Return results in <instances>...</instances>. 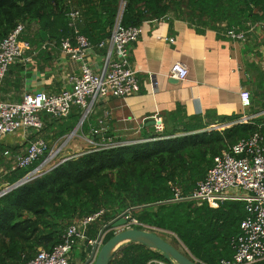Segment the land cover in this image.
<instances>
[{
  "label": "trees",
  "instance_id": "1",
  "mask_svg": "<svg viewBox=\"0 0 264 264\" xmlns=\"http://www.w3.org/2000/svg\"><path fill=\"white\" fill-rule=\"evenodd\" d=\"M73 11L81 12L82 33L95 46L109 38L120 13L125 27L173 15L225 35L231 30L248 34L252 26L258 24L261 30L264 24V0H0V42L23 24L19 39L29 43V54L46 41L61 47L62 40L72 35ZM80 113L73 109L71 121L55 139L73 130ZM168 115L165 133L151 136L155 140L82 152L2 195L0 264H27L41 249L52 252L72 224L103 211L87 228L81 255L86 261L92 250L88 240L95 241L105 225L127 210L140 224L174 234L198 264L232 259L234 240L247 216L245 201L229 200L213 208L196 200H171L175 190L192 195L216 157L243 139L264 136V116L218 130L216 125L233 123L240 116L209 120L212 112L188 116L182 107ZM7 150L19 147L0 143V173L4 171L0 193L3 184L18 183L41 163L11 170L4 156ZM106 231L103 244L115 235L111 228ZM153 259L165 260L160 252L132 242L121 246L110 264H147Z\"/></svg>",
  "mask_w": 264,
  "mask_h": 264
},
{
  "label": "crops",
  "instance_id": "2",
  "mask_svg": "<svg viewBox=\"0 0 264 264\" xmlns=\"http://www.w3.org/2000/svg\"><path fill=\"white\" fill-rule=\"evenodd\" d=\"M257 25L251 27L242 41L211 28H199L173 15L145 22L142 36L130 46L131 65L138 74L140 92L126 99L101 100L84 121L80 117L81 133L69 146L63 161L106 141L150 142L151 136L158 135L155 118L163 120V135L165 119L168 121V114L179 107L188 116L212 112L214 116L209 120L218 116L242 119L264 112V24H260L261 30H257ZM32 51L29 54L27 50L24 59L12 66L0 84V100L18 103L28 92L56 95L72 89L73 77L80 75L79 62L66 55L56 41H46ZM105 54L106 49L100 47L89 53V62L96 71L101 69ZM179 62L189 69L184 81L169 77L172 66ZM243 92L250 93V107L242 104ZM71 116L61 120L48 118L41 133L21 131L6 136L3 144L18 146L20 151L37 138L47 139L50 144L61 127L71 121ZM216 126L218 130L224 129L221 128L224 125ZM95 130L100 133L95 135ZM85 245L82 242L76 247L71 262L74 252H82Z\"/></svg>",
  "mask_w": 264,
  "mask_h": 264
},
{
  "label": "built area",
  "instance_id": "3",
  "mask_svg": "<svg viewBox=\"0 0 264 264\" xmlns=\"http://www.w3.org/2000/svg\"><path fill=\"white\" fill-rule=\"evenodd\" d=\"M123 6L126 4L122 2ZM69 26L72 35L61 42L62 51L80 64V75L73 77L72 89L64 90L60 94L52 95L46 92H28L18 103L0 100V143L6 136L21 131H36L40 133L48 121L47 119L68 118L75 107L81 111V120L84 121L96 105L110 97L126 99L140 92L141 86L137 72L131 65V44L137 42L143 34V27H125L122 24L120 13L110 30V36L98 46L93 45L90 39L81 31L83 18L80 11L69 14ZM20 24L3 41L0 42V84L6 78L11 66L24 59L30 45L20 41L24 31ZM227 36L232 39H246L245 32L231 30ZM171 41H173L171 39ZM96 47L105 48L106 54L103 65L96 71L89 62V53ZM189 69L185 64L176 63L172 66L169 77L184 81L188 78ZM244 107L251 106V96L248 92L241 94ZM264 116V112L243 117L237 122L226 124L221 128H229L235 124L248 123ZM82 125V124H80ZM155 127L158 135L164 132L162 118H155ZM214 129H219L215 126ZM95 135L100 130L93 131ZM155 140V139H151ZM145 141L123 143L106 141L94 144L91 150L110 149L119 146L135 145ZM49 142L42 138L30 141L24 151L12 152L7 150L4 156L11 163V170L28 169L41 161L40 165L17 185H23L41 176L55 165L57 155ZM14 186L6 188L1 195L7 194ZM240 192L244 193L241 195ZM196 200L208 203L218 208L223 202L245 201L247 216L241 222L240 234L234 240L235 255L230 260H222L219 264H258L264 262V136L255 134L249 139H243L229 151L215 158L214 165L208 170L196 190L190 196H183L180 190H175L171 202L182 200ZM103 215V211L79 220L72 224L64 237L62 244L52 252L40 250L35 258L27 264H71L73 251L79 244L87 241V228ZM129 227H141L143 230L154 231L153 227L140 224L131 219ZM93 246L95 241H89ZM198 262V261H197ZM147 264H176L174 261L153 259Z\"/></svg>",
  "mask_w": 264,
  "mask_h": 264
},
{
  "label": "water",
  "instance_id": "4",
  "mask_svg": "<svg viewBox=\"0 0 264 264\" xmlns=\"http://www.w3.org/2000/svg\"><path fill=\"white\" fill-rule=\"evenodd\" d=\"M80 124L81 122L79 121L77 126ZM17 187H19V185L15 186V188ZM1 196L2 195H0V197ZM188 200H192V198ZM131 214L132 210H127L101 229L98 238L92 246L91 253L84 264H110L111 259L119 248L124 244L132 242L146 245L149 248L160 252L165 260L174 261L176 264H198L193 256L192 258L153 231L138 228L123 230L115 233L113 238H111L106 244H103L104 236L107 233L106 230L108 228L113 229L117 226L127 225L132 218Z\"/></svg>",
  "mask_w": 264,
  "mask_h": 264
},
{
  "label": "rangeland",
  "instance_id": "5",
  "mask_svg": "<svg viewBox=\"0 0 264 264\" xmlns=\"http://www.w3.org/2000/svg\"><path fill=\"white\" fill-rule=\"evenodd\" d=\"M78 124V122H77ZM76 126L73 128L72 131H70L68 133V136L66 137H63L62 139H55L52 141L51 144V148L54 150V151H60L61 152L57 155L56 159L54 160V162L50 165L53 166L61 161H63V159L67 156V150L69 148V146L72 145V143L76 140H78L79 138V134L81 133V129H82V125L80 126ZM57 137V136H56ZM44 138V137H43ZM55 145V146H54ZM55 147V148H53ZM64 150V151H63ZM4 174V171L2 170L1 173H0V177H2V175ZM5 185V184H3ZM239 193L241 195H243L244 193L240 192ZM129 223L127 225H124V226H117L115 228H113V231L115 233H118V232H121L123 230H127V229H130L129 227ZM132 229V228H131ZM153 232H156L157 234H159L160 236H162L165 240H167L169 243H171L172 245H174L175 247H177L178 249H180L181 251H183L184 253L188 254L189 256L192 257V255L189 253V251L184 247V245L178 241V239L176 238V236L170 232H163L159 229H154ZM82 252L81 251H75L74 252V257H73V260L72 262L75 264V263H79V264H84V262L86 261H82L81 259V254ZM193 258V257H192Z\"/></svg>",
  "mask_w": 264,
  "mask_h": 264
},
{
  "label": "clouds",
  "instance_id": "6",
  "mask_svg": "<svg viewBox=\"0 0 264 264\" xmlns=\"http://www.w3.org/2000/svg\"><path fill=\"white\" fill-rule=\"evenodd\" d=\"M81 28H82V25H81ZM81 31H82V30H81ZM50 170H51V169H50ZM33 171H34V170H33ZM48 171H49V170H48ZM30 173H31V172H30ZM25 177H26V176H25ZM25 177H24V178H25ZM20 181H21V180H20ZM20 181H19V182H20ZM19 182H18V183H19ZM18 183L14 184V185H12V186H14V188H15V186H16ZM25 184H26V183H25ZM4 186H5V187H4ZM4 186H2V191H1V193H2L6 188L9 187V185H7V184H5ZM20 186H21V185H20ZM14 188H13V189H14ZM13 189H12V190H13ZM9 192H10V191H9ZM1 193H0V195H1ZM131 219H132V218H131Z\"/></svg>",
  "mask_w": 264,
  "mask_h": 264
}]
</instances>
